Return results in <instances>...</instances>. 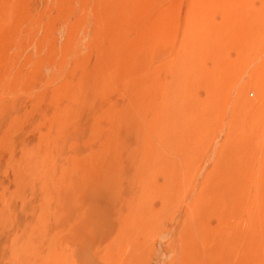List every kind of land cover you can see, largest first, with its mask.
Segmentation results:
<instances>
[{
	"label": "rangeland",
	"instance_id": "374dc122",
	"mask_svg": "<svg viewBox=\"0 0 264 264\" xmlns=\"http://www.w3.org/2000/svg\"><path fill=\"white\" fill-rule=\"evenodd\" d=\"M0 264H264V0H0Z\"/></svg>",
	"mask_w": 264,
	"mask_h": 264
}]
</instances>
